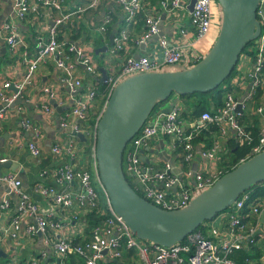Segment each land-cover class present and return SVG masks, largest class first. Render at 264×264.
Masks as SVG:
<instances>
[{"label": "built area", "instance_id": "obj_1", "mask_svg": "<svg viewBox=\"0 0 264 264\" xmlns=\"http://www.w3.org/2000/svg\"><path fill=\"white\" fill-rule=\"evenodd\" d=\"M11 1L14 20L3 22L1 32L7 50L20 59L24 71L15 81L5 80L0 83V120L10 104L18 100L26 87L32 83L39 65L46 63L51 57L60 72V82L69 90L72 102L68 112L59 118V126L65 130V135L50 147L54 158H65V162L41 172L43 176L48 175L50 183H35L31 187L32 192L37 193L48 205V209L44 212L40 210L41 203L34 202L31 196L21 189V179L14 173L0 176V184H6L9 188L0 202V209L10 207L12 196L16 199L10 221L0 225V247L5 250L7 246L11 248V243L18 244L21 233L32 239L39 235L43 243L41 250L30 253L22 261L12 249L11 254L7 253V261L4 264H65L71 255L81 258L84 264H115L122 258L123 251L130 249L136 250L145 264H237L232 254L255 244L256 235L261 237L264 231V221L259 219V216L264 214V198L253 202L246 214H240L249 198V193H242L229 210L205 224L208 228L207 235L193 231L183 240L170 246L137 238L112 208L98 179L94 142L90 162L84 143L78 138V133H83L86 137L93 136L94 141L97 122L92 131L86 126L89 109L96 99V91L93 86H83L77 66H82L91 75H99L100 71L94 61L91 47L77 42L61 41L56 34L61 23L70 20L73 15L80 16L88 9H96L104 0H89L85 6L57 16L52 25L47 27L48 35L36 37V52L33 57L29 56V42L20 32L17 23L37 12L39 7L61 12V0ZM105 1L117 5L123 16V24L116 32L113 44L106 50L108 57H105L104 61L108 77L105 81V102L115 85L129 75L179 69L181 66L190 67L197 63L205 54L197 47L211 36L213 29L214 41L220 25L215 11L216 8L220 13L216 0H192V8L188 12L189 23L177 28L178 39L175 43H170L165 35L160 34L158 18L153 15L154 7L146 0ZM187 3L188 0H159L160 8L171 16L176 14V10L187 6ZM140 16L143 17L145 28L139 42L146 43L150 37L156 36L158 52L153 55L129 54L116 66L109 57L126 50L130 31ZM256 18L260 30L255 39L252 68L247 75H235L231 80L234 86H247L241 98L235 97L234 90L227 93L221 106L212 112L206 111L193 120L192 125H188L192 131L185 134L180 118L182 107L179 100L182 97L173 94L166 101L167 106L165 102L152 110L141 129L127 144L123 155L124 173L132 178L133 188L137 193L155 206L166 210L179 209L209 188L225 173L217 164L220 159L218 155L226 147L228 140H233L238 146H247L249 151L246 158L264 150V128L255 137L239 120L247 102L253 98L258 87L264 85V0L258 1ZM111 22L112 14L107 12L97 30L105 33ZM215 22H218L217 26ZM73 56L75 62L71 58ZM12 87L16 90L13 91ZM43 92L48 98L53 96L50 87H44ZM238 105L242 111L237 110ZM168 106L170 108L165 112L164 109ZM17 110H22V107H17ZM41 110L46 118L54 115V110L47 101L43 103ZM256 112H264V101L257 106ZM21 124L25 130L32 132V139L28 141L27 146L30 154L36 158L40 155L36 140L40 135V128L28 117L23 118ZM209 125L217 128V133L212 136L210 142L202 146L199 142L192 143L193 137L208 129ZM158 134L169 138L174 150L176 147H182L179 154V171L173 172L169 162H165L161 168H155L145 164L141 158V150H146L150 139ZM196 159L197 165L194 166ZM101 193L105 197L102 204ZM92 210L100 213L102 220L87 235V216ZM248 215L254 216L255 220L243 221ZM72 226V233L67 234L66 228ZM148 252L152 254V258L148 257ZM241 264H264V243L257 259H245Z\"/></svg>", "mask_w": 264, "mask_h": 264}, {"label": "crops", "instance_id": "obj_2", "mask_svg": "<svg viewBox=\"0 0 264 264\" xmlns=\"http://www.w3.org/2000/svg\"><path fill=\"white\" fill-rule=\"evenodd\" d=\"M32 1L36 2L38 0ZM88 2L89 0H61L63 6V10L61 12L39 7L37 12L30 14L25 20L18 22L17 24L20 32L29 42V56L33 57L35 55L36 37L38 35L43 37L47 36V27L52 25L53 20L57 16L61 13H66L67 11H75L78 7H83ZM147 2L154 7L155 12H153V15L155 18H158L160 34L165 35L170 43H175L178 39L177 28L180 27V25L189 23L188 12L190 11L191 1L188 0L187 6L176 10V14L174 16L168 15L164 12L160 8L159 1L151 2L148 0ZM215 11L217 13V17L219 18L220 13L218 12V9L215 8ZM107 12L112 14V22L110 24L118 30L123 24L122 12L117 5L104 0L96 9H88L80 16L73 15L70 20L61 23V25L57 27L56 31L57 38L61 41L68 43L77 42L91 47L93 50V57H97V59L94 57L95 63L98 68L103 66L106 72L107 69L104 60L105 57H108V51H104L103 55L100 56L99 54L102 52L96 54L95 49L108 44V42H104L105 33L102 34V32L97 30L98 24ZM9 19L14 20L12 1L0 0V83L5 80L15 81V79L20 77L24 71V65L20 59L13 56L12 53L7 50L3 41L1 27L3 22ZM217 25L218 22H215V26ZM144 28L143 17L140 16L130 31L126 50L109 57L110 61L115 63L117 66L126 55H153L154 52H158L159 46L156 36L150 37L146 43L139 42V37ZM214 36L215 30L213 29L211 36H209L206 41L200 43L197 48L201 49L203 53H206L213 42ZM71 58L75 62L74 56ZM252 63V55L248 53L240 55L236 65L235 75H247L252 68ZM77 72L82 77L83 86L94 87L97 85L98 81H101V72L99 75H91L87 73L82 66H77ZM262 75H264V72ZM44 87H50L52 89L53 96L51 98L45 96L43 92ZM246 87V85L236 86L233 91L235 97L241 98L245 93ZM258 90H260L259 97L256 99L254 97L249 100L239 117L242 125L249 129L253 135L254 130H258V134V132L264 128V112L262 114L256 112L257 106L264 101V85L259 86ZM18 101L19 103L14 106H9L5 110L3 118L0 120V162H14V170H11L10 168H2L1 171L2 174L11 172L19 177L22 183L21 189L27 192L34 202L37 204L41 203L39 208L44 212L48 209V205L42 201L41 197L37 193L32 192L31 187L35 183H50L51 179L48 175L43 176L41 175V172L53 168L61 162H65V158H54L50 151V147L55 141L62 139L65 135V130L59 126V118L68 112L72 102L69 90L60 82V72L54 65V58L51 57L46 63L39 65L34 73L32 83L26 87L23 95L18 99ZM46 101L54 110V115L50 118H46L41 110V106ZM191 103H193V101H191ZM99 105L100 99L96 98L94 104H92L90 108L94 107L95 110H98L100 109ZM165 105L167 106L168 103L166 102ZM17 107H22V110L18 111ZM191 111L192 108L190 107L188 109L182 107L180 118L185 134L192 131L189 128V126L193 123V120L191 119ZM25 117L30 118L32 123L36 124L40 128V135L36 139L40 148V155L36 158L30 154L27 146L28 141L32 139V132L25 130L21 124L22 119ZM166 138L167 137L162 138V135L158 134L150 139L148 148L143 152L144 157H146L149 161L146 162L144 160V162L145 164L154 166L155 168H161L165 162H169L173 167L172 171L177 172L179 171V154L182 151V147H176L174 150L170 139L167 138L169 140V144H167ZM198 142L200 146L205 144V142H202L201 140ZM225 146L226 147H224L218 155L220 157L219 163L217 164L218 166H221L223 161H229V158L226 155L227 142ZM89 155L92 156L91 153ZM90 162H92V159ZM193 165H197V159ZM8 190L9 188L6 184H0V202L8 193ZM15 200L16 199L12 196L10 207L8 209H0V225L7 224L10 221L15 210ZM261 216L262 215L259 216L260 220H262ZM246 217L249 218L247 222H253L255 220L254 216L248 215ZM29 219L31 220V218ZM72 230L73 226L68 227L66 228V233L71 234ZM263 237L264 231L261 233V239H263ZM10 246L11 248L8 246L5 248L6 251L4 249L3 250L9 254L15 250V253L18 254L19 259L22 261L30 253H35L36 251L41 250L43 248V243L42 238L39 235L32 239L24 233H21L19 243H11ZM148 257L152 258V254L149 252ZM6 261L7 258L4 263ZM78 264L84 263L81 260ZM115 264H145V262L140 258L136 250L130 249L124 250L122 258L116 261Z\"/></svg>", "mask_w": 264, "mask_h": 264}, {"label": "water", "instance_id": "obj_3", "mask_svg": "<svg viewBox=\"0 0 264 264\" xmlns=\"http://www.w3.org/2000/svg\"><path fill=\"white\" fill-rule=\"evenodd\" d=\"M216 1L221 21L218 33L204 56L190 67L141 72L125 77L112 89L96 124V171L112 208L137 238L162 246L183 240L202 223L211 221L232 206L246 190L264 182L263 150L222 174L185 207L166 210L137 193L123 170L125 148L141 129L156 103L167 101L172 93L182 96L214 90L231 74L245 44L257 38L260 30L256 18L259 0ZM116 32V28L112 29L108 44L95 49L96 54L106 51L113 44ZM99 70L102 74L100 80L106 81L108 75L105 68L101 66ZM12 90L16 89L12 87ZM17 103L18 100L10 105ZM169 108L166 107L164 111L167 112ZM237 110L242 111L240 105ZM78 138L81 142L87 141L83 133H78ZM143 152L141 150V158L148 162ZM13 164L12 161H1L0 176L2 168L14 170ZM261 219L264 221V214ZM6 258L7 252L0 247V259Z\"/></svg>", "mask_w": 264, "mask_h": 264}, {"label": "trees", "instance_id": "obj_4", "mask_svg": "<svg viewBox=\"0 0 264 264\" xmlns=\"http://www.w3.org/2000/svg\"><path fill=\"white\" fill-rule=\"evenodd\" d=\"M148 0H146L147 2ZM151 2H155V1H159V0H150ZM115 27L113 25H108L107 30L105 32V38H104V42L107 43L108 42V35L110 34V32L112 31V29H114ZM255 40L247 42L242 50V52L240 53H248L252 56H254L255 54ZM100 56L103 55V52L99 54ZM239 55V57H240ZM237 65V64H236ZM236 73V66L233 69V71L231 72V74L220 84L218 85L217 88H215L214 90H211L209 92H205V93H201V92H195L192 94H187V95H182L181 97L186 99V100H191L193 101V106H192V120L198 119L204 112L208 111V112H212L213 110L217 109L219 106H221L224 102L225 96L227 93L231 92L232 90L235 89L236 86H234L231 82L232 78L235 76ZM94 89L96 91V98L100 99V109L95 110L94 107L89 109V115H88V119L86 120V126L87 128L92 131L96 122H97V118L103 108L105 99H106V92H107V83L103 82V81H98L97 85L94 86ZM259 93L260 90L257 89L255 95L253 96V98L255 97L258 98L259 97ZM174 93H172L173 95ZM171 95V96H172ZM166 101H159L158 103H156L154 109L158 106H161L162 104H164ZM257 131L258 130H254V135L255 137L257 136ZM217 133V128L213 125H209L208 129L206 130H202L199 132L198 135L194 136L192 139V143L196 144L199 140H201L202 142L205 143H209L212 136L214 134ZM93 136L88 137L86 143H84V145L87 148V152L90 154L92 153V146H93ZM249 151V148L247 146H238L234 143L233 140H228L227 141V152L226 155L229 158V161H223L221 166L219 165V167L223 168L224 172H227L229 170H231L232 168H234L239 162H241L243 159H247L246 155ZM224 156V155H223ZM88 158H90L89 160L92 159L91 155L88 156ZM125 176L127 178V181L129 182V184L133 187L134 183L132 181V178L129 177L126 173ZM133 183V184H132ZM98 185V183L96 182V186ZM249 193V198L248 200L245 201L244 206L242 208V210L240 211V214H246L250 208V205L253 202H256L262 198H264V182L255 184L254 186H252L250 189L246 190L244 193ZM100 199H101V204L105 201V197L104 194L101 193L100 195ZM232 206H230L228 209L229 210ZM221 211L220 213L224 212ZM102 220V215L100 213H98L96 210H92L91 212L88 213L87 216V228H86V233L87 235L90 234V230L95 226L98 225ZM249 218L245 217L243 219V221H248ZM208 221H205L204 223H202V225H200L195 231H200L203 235H207V227H206V223ZM264 243V237L263 239H261L260 235L257 234L256 235V242L253 245H250V247L248 249H240L234 252V254H232V257L234 258L235 262L237 264H241L244 263L245 259H257L260 254H261V246ZM81 261V258H79L76 255H71L69 256V258L66 260L65 264H78V262Z\"/></svg>", "mask_w": 264, "mask_h": 264}, {"label": "rangeland", "instance_id": "obj_5", "mask_svg": "<svg viewBox=\"0 0 264 264\" xmlns=\"http://www.w3.org/2000/svg\"><path fill=\"white\" fill-rule=\"evenodd\" d=\"M218 18V17H217ZM220 18V17H219ZM219 18H218V20H219ZM203 41H206V39L205 40H203ZM202 41V42H203ZM201 42V43H202ZM242 55V54H241ZM95 57V56H94ZM95 59H97V57H95ZM179 104L181 105V107H185L186 109H188L189 107L190 108H192V106H193V103H191V101H189V100H186V99H183V98H180V100H179ZM162 135V134H161ZM162 138H164V136L162 135ZM166 140H167V144H169V140L166 138ZM84 147H85V150H86V152H87V148H86V146L84 145ZM87 155L89 156V153L87 152ZM6 259H0V264H3L4 263V261H5Z\"/></svg>", "mask_w": 264, "mask_h": 264}, {"label": "bare ground", "instance_id": "obj_6", "mask_svg": "<svg viewBox=\"0 0 264 264\" xmlns=\"http://www.w3.org/2000/svg\"><path fill=\"white\" fill-rule=\"evenodd\" d=\"M220 18H219V22L221 21V14H220V16H219ZM105 82V81H104ZM100 117V116H99ZM99 119V118H98ZM86 138H88V137H86ZM82 143H84V142H82Z\"/></svg>", "mask_w": 264, "mask_h": 264}]
</instances>
